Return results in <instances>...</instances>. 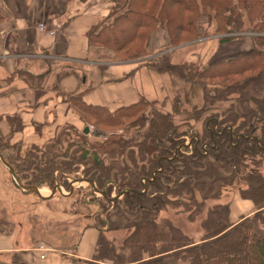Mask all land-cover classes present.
<instances>
[{"label": "trees", "instance_id": "obj_1", "mask_svg": "<svg viewBox=\"0 0 264 264\" xmlns=\"http://www.w3.org/2000/svg\"><path fill=\"white\" fill-rule=\"evenodd\" d=\"M129 2L128 12L117 17L121 24L120 32L115 35L118 40L115 41L114 36H111L116 50L123 47V41L127 38H136L139 29L152 25L154 19L152 14L146 13L145 16L136 11L135 0ZM96 29L90 33L91 44H94ZM230 37L221 40L231 39ZM213 68L214 66L204 68L203 72L197 73L198 77L203 79L223 75L219 71L210 72ZM246 69L248 68L243 71ZM251 86H254V93L249 95L250 101H254L260 111L251 107L244 114L232 112L227 118L215 119L209 123L211 129L206 121L203 138L193 141L199 145H194L191 153L186 151L188 147L184 145L181 134L177 133L179 125L175 123V119L170 113H163L157 107V102H148L142 98L137 103L112 113L105 107L88 105L81 100L80 95H75L71 97V101L84 121L89 117L108 124V127L124 128L127 120L141 114L142 121L139 120L143 126L149 122V130L142 140L132 139L134 146L131 148H128L130 141L118 133L105 141L89 144L85 134L78 130L77 135L83 138L82 144L78 143L82 150L79 160L76 161V157L74 161L64 159L61 166L56 159L60 155L58 152L49 158L47 153L50 151V144L56 142L63 131L77 130L67 125L60 129L47 146L33 147L25 157L15 155L14 158L8 157L7 161L27 185H38L47 181L49 184L54 182L55 171L59 169L62 171L59 178L66 179L63 172H75L79 167H73L74 164L92 158L93 164L88 172L99 189L105 192V202L119 206L120 211L125 210L124 212L136 218L127 224L133 230L122 247V250H128L126 254L118 253L114 249V243L100 230L95 257L88 264H109L105 261H112V264H264V233L255 231L249 217L231 223L228 204L218 202L208 209L202 222L204 235L200 240L183 233L171 219H159V212L168 206L175 209L182 206V209L177 210L190 213L189 219H194L203 212L207 197H216L217 189L222 188L237 187L243 197L252 200L258 209L264 208V135L261 137L257 133V127L251 124L254 116L263 114L261 129H264V101L259 100L264 86L258 82ZM247 87L243 85L240 89ZM237 90L231 85L228 87V94ZM244 94L248 95L246 92ZM143 116L150 117L147 119ZM240 119L243 121L238 124ZM236 124L238 125L235 126ZM248 124L250 126L245 131L243 126ZM250 130L253 133L249 134ZM170 132L172 133L169 134ZM248 135H252L251 138ZM0 137L3 136L0 134ZM206 141V148H203ZM167 142L171 144V148L166 147ZM8 145L9 142H0V149H5ZM46 147L48 149L45 151ZM203 150L208 153L205 155ZM126 152L131 157L132 166L123 159ZM137 152L140 158L137 157ZM103 154L110 157L108 162H105ZM119 158H122V165L118 171H114ZM125 172H128L127 176L124 175ZM106 183H109L107 188L104 187ZM114 186L118 189V194L125 189L127 192L121 199L112 201ZM121 201L125 203L124 208L120 206Z\"/></svg>", "mask_w": 264, "mask_h": 264}, {"label": "rangeland", "instance_id": "obj_2", "mask_svg": "<svg viewBox=\"0 0 264 264\" xmlns=\"http://www.w3.org/2000/svg\"><path fill=\"white\" fill-rule=\"evenodd\" d=\"M96 1H103L107 7L106 11L109 12L106 15L108 17L105 16L106 19L96 27L94 44H91L92 52L96 57L103 58L100 61L105 62L109 56L108 51L114 53L115 58L113 57V59L128 61L132 64L139 60L141 66L144 64L148 67V70H145L148 73L146 79L154 72L155 87L153 85L152 88L159 96L156 100L148 99L147 97L152 94V91L147 90L144 100L157 102V107L163 113H170L173 116L175 123L179 125L177 133L181 134L184 145L188 147L186 151L191 153L194 145L196 147L199 145L198 143L194 144L193 141L199 140V137L203 138L206 121L208 122L206 125L211 129L209 123L215 119L227 118L232 112L244 114L251 107L257 112L260 111L258 105L254 101H250L249 95L254 93L252 91L254 86L251 84L258 82L264 86V0H135V10L145 16L146 13L152 14L154 19L152 25L145 29H139L136 38L124 40L120 50H116L113 46V37L111 38V36H114L115 41L118 40V36L115 35L120 32L121 24L117 17L128 12L129 1L132 3L133 0ZM2 17L3 14L0 10V18ZM146 18L148 19V17ZM229 37L231 39L221 40ZM255 63L258 64L254 65ZM212 66L214 68L210 72L219 71L223 75H214L215 77H204L203 79L198 77V72H203L204 68ZM245 68L248 69L243 71ZM208 71L207 69L206 72ZM230 72L235 73L229 74ZM157 73L160 75L159 79ZM210 74L207 73V75ZM231 85L238 90L228 94V87ZM243 85L248 87L242 90L240 88ZM149 86L146 83L145 90H152ZM245 92L248 95L244 94ZM260 93L262 94L259 95V100L264 101V92ZM242 94H244L243 99ZM262 116L263 114L259 117L254 116L251 123L257 127V133L261 137L264 135V129H261ZM143 117L149 119L150 116ZM139 119L142 121L141 114L134 119L127 120L124 128H117L108 127V124L97 122L88 117V120L85 121L86 126L107 135L85 134L87 142L89 144L102 142L114 133H118L125 140L130 141L128 148H131L134 146L132 139L142 140L150 127L149 122L143 126ZM242 121L243 119H240L238 124ZM228 126L230 125L228 124ZM249 126L250 124L246 127L243 126V129L247 131ZM78 130H62L63 134L58 136L56 142L50 144L47 158L58 152L60 155L56 159L61 166H63L64 159L74 161V157H76V161H78L82 152L81 145L78 143L82 144L83 140L77 135ZM78 132L83 133L82 130ZM251 133L253 130L249 131V134ZM248 136L251 138L252 135ZM0 142L10 143L9 137H0ZM207 143L206 141L203 144V148H206ZM166 147L171 148L172 146L167 142ZM47 149L48 147L45 151ZM174 152L176 154V149ZM207 153L208 151L205 150L204 154ZM8 154L9 158H14L16 155L15 152H8ZM136 155L140 158L138 152ZM103 157L105 162L110 160V157L104 154ZM129 157L126 152L123 159L129 166H132L131 157ZM121 160L122 158H119V163L116 164L114 171L119 170L122 165ZM92 164V158L77 162L73 166L79 167L77 171L63 172L66 179L59 178L61 169L56 170L54 182L49 184L47 181L38 185L44 194H51L55 186L59 184L61 190H58L54 196L64 199V197L72 195L70 203H74L73 211L75 213L79 211L82 215H90L92 219L88 220L89 223H96L100 227L108 228V234L105 235L111 243H114V249L120 254L122 252L126 254L128 250H122V247L133 230L127 224L136 217L124 212L125 210L120 211L119 206H114L115 204H107L102 193L94 191L91 183L73 181L82 178L91 179L88 171ZM4 167L8 169L5 165ZM124 175L127 176L128 172H125ZM22 182L26 184L24 180ZM108 184L106 183L104 187L107 188ZM95 185L99 188L96 182ZM222 189H217L216 197L213 195L207 197L203 212L197 214L194 219H189L190 213L177 210L182 209V206L177 209L168 206L159 212V219H171L172 223L183 233L195 240H200L204 235L202 222L207 216L209 208L218 202L228 204L230 206L229 214L231 215L233 210L235 212L231 217L234 219L238 214V210L234 208L238 207L239 202H244L243 199H246L237 187ZM118 193V189L114 186L111 193L112 201L123 197L122 193ZM249 202L251 205L254 203L251 200ZM82 205L87 208L84 209ZM120 206L124 208L125 203L121 201ZM191 207L195 209V207ZM254 208L255 210L249 211L252 214H244L239 218L243 220L249 217L255 231L264 233V208L258 209L255 203ZM105 263L112 264L113 262L105 261Z\"/></svg>", "mask_w": 264, "mask_h": 264}, {"label": "crops", "instance_id": "obj_3", "mask_svg": "<svg viewBox=\"0 0 264 264\" xmlns=\"http://www.w3.org/2000/svg\"><path fill=\"white\" fill-rule=\"evenodd\" d=\"M105 6L96 0H0V134L10 141L0 153L6 160L8 152L25 157L44 147L64 126L84 131L72 96L112 113L146 98L147 90L148 99L159 96L152 88L154 72L146 79L148 67L139 60L113 59L108 51L105 62L92 52L90 33L108 17ZM146 83L152 90H145ZM72 198L19 189L0 160V264L92 261L100 230H109L75 213ZM243 200L231 223L255 210L250 199Z\"/></svg>", "mask_w": 264, "mask_h": 264}, {"label": "water", "instance_id": "obj_4", "mask_svg": "<svg viewBox=\"0 0 264 264\" xmlns=\"http://www.w3.org/2000/svg\"><path fill=\"white\" fill-rule=\"evenodd\" d=\"M84 133H86V134H91V135H93V136H103L105 133H102V132H100V131H97V130H92L89 126H86L85 128H84V131H83ZM105 135H107V134H105ZM104 135V136H105ZM0 160L2 161V163L4 164V165H6V167L8 168V170H9V172H10V174H11V176H12V179H13V182H14V184L19 188V189H21V190H27V191H29V192H34V193H37L40 197H42V198H50V197H53L55 194H56V192L59 190H61V186L58 184V185H56L55 186V188L52 190V192H51V194H49V195H47V196H44L42 193H41V191H40V186L39 185H27V184H24L23 182H22V180L20 179V177L16 174V171H15V169H14V167L6 160V158L0 153ZM74 182H83V181H87V182H89V183H91V185H92V187H93V189H94V191H96V192H100V193H102V195H106L105 194V192L104 191H101L99 188H97L96 187V185H95V181L94 180H92V179H74L73 180ZM127 192V190H125V191H123L122 192V194H124V193H126ZM113 199V198H112Z\"/></svg>", "mask_w": 264, "mask_h": 264}, {"label": "built area", "instance_id": "obj_5", "mask_svg": "<svg viewBox=\"0 0 264 264\" xmlns=\"http://www.w3.org/2000/svg\"><path fill=\"white\" fill-rule=\"evenodd\" d=\"M40 28H41V29H44L45 27H44V25L41 24V25H40Z\"/></svg>", "mask_w": 264, "mask_h": 264}]
</instances>
